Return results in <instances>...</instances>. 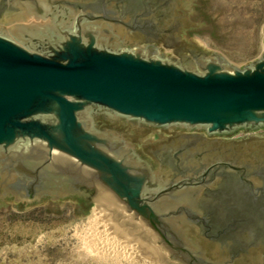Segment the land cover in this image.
<instances>
[{
	"label": "water",
	"instance_id": "obj_1",
	"mask_svg": "<svg viewBox=\"0 0 264 264\" xmlns=\"http://www.w3.org/2000/svg\"><path fill=\"white\" fill-rule=\"evenodd\" d=\"M8 1L21 6L10 21L46 17L45 0ZM199 2L172 1L177 42L158 46H122L95 26L121 23L85 8L75 9L73 27L60 16L58 35L0 30V205L43 201L59 211L72 201L89 213L105 203L169 264H264L260 241L238 246L230 225L214 227L199 207L202 190L238 166L218 162L168 177L135 150L148 154L147 146L168 139L137 140L155 126L208 135L264 128V52L236 65L191 39L184 30L211 23L196 10ZM106 125L128 138L99 127ZM219 140L264 153V133Z\"/></svg>",
	"mask_w": 264,
	"mask_h": 264
},
{
	"label": "flooded vegetation",
	"instance_id": "obj_2",
	"mask_svg": "<svg viewBox=\"0 0 264 264\" xmlns=\"http://www.w3.org/2000/svg\"><path fill=\"white\" fill-rule=\"evenodd\" d=\"M172 1L175 0H45L43 7L47 9V14L44 19L10 21L9 18L20 11L21 6L8 0H0V30H7L8 35L14 36L13 30H17L14 27L18 26L21 27V32L58 35V27L55 25L60 23V16L66 23L65 27H73V22H70L77 15L75 9H79L78 13H81L85 8L90 13L101 14L121 23L117 25L112 21L102 20L96 21L95 26L105 31L111 30V35L122 46H158L161 39L172 44V41L177 42L173 36L177 23L172 11ZM99 127L116 132L120 129L110 125ZM131 129L137 132L140 127L132 126ZM118 134L128 138L124 132ZM168 136L164 142L147 146L148 154L143 149H136L134 139L133 145L153 169H164L168 177L218 162H233L238 166L237 169L223 173L202 190L199 207L203 212L211 213L214 227L230 225L232 229L229 238L237 242L238 246L245 245L244 248L249 249L251 246L256 247V243L260 241V248L264 251V153L252 156L237 145H220L218 136L204 135L195 130L171 132ZM78 196L85 203L90 201V196L86 193ZM191 228L195 235L201 234L200 230ZM252 232L257 235L254 241L250 240ZM211 246L210 243L209 247Z\"/></svg>",
	"mask_w": 264,
	"mask_h": 264
},
{
	"label": "rangeland",
	"instance_id": "obj_3",
	"mask_svg": "<svg viewBox=\"0 0 264 264\" xmlns=\"http://www.w3.org/2000/svg\"><path fill=\"white\" fill-rule=\"evenodd\" d=\"M196 10L211 23L184 30L191 39L218 51L236 65L263 54L264 0H200ZM185 130L188 129L167 131L155 126L137 140L148 143ZM193 130L207 135L203 129ZM256 133H264V128L212 136L239 139ZM93 212L94 209L89 213L77 211L72 201H65L59 211H51L43 201L28 206L15 201L0 205V264H143L125 257L117 261L109 255L104 258L84 248L80 237L87 232L86 220ZM147 263L151 264H144Z\"/></svg>",
	"mask_w": 264,
	"mask_h": 264
},
{
	"label": "bare ground",
	"instance_id": "obj_4",
	"mask_svg": "<svg viewBox=\"0 0 264 264\" xmlns=\"http://www.w3.org/2000/svg\"><path fill=\"white\" fill-rule=\"evenodd\" d=\"M98 205L94 208L93 215L88 218L89 220H86L88 221L87 232L82 233L80 237L86 250L104 258L109 255L116 261L125 257L135 259L137 263L142 261L151 264H169L156 256L151 247L139 235L122 228L112 210L105 203H98Z\"/></svg>",
	"mask_w": 264,
	"mask_h": 264
}]
</instances>
